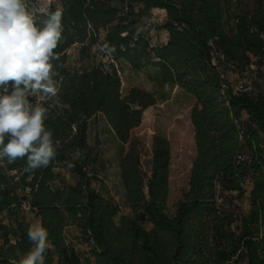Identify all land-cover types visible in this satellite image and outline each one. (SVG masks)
<instances>
[{"label":"trees","instance_id":"obj_1","mask_svg":"<svg viewBox=\"0 0 264 264\" xmlns=\"http://www.w3.org/2000/svg\"><path fill=\"white\" fill-rule=\"evenodd\" d=\"M59 1L61 7L45 15L37 11L38 0H26L38 24L62 13L59 60L53 61L57 95L28 97L47 109L45 125L53 132L56 155L34 172L25 171L26 158L0 162V264H18L33 247L28 212L49 233L46 264H80L71 255L70 226L90 249L82 264H264V92H235L226 75V66L241 74L255 61L264 68V0ZM155 9L166 14L164 44L154 45L146 30ZM74 45L79 67L68 61ZM94 47L134 70L153 67L161 85H177L195 100L196 156L173 214L166 207L169 141L154 137L146 175L131 140L144 111L158 99L137 87L124 94L114 65L91 61ZM99 114L119 142L130 143L120 164L129 213L92 186L89 167L97 159L88 128ZM60 165L72 183L60 181ZM222 190L247 194L248 208L225 207L219 202Z\"/></svg>","mask_w":264,"mask_h":264},{"label":"rangeland","instance_id":"obj_2","mask_svg":"<svg viewBox=\"0 0 264 264\" xmlns=\"http://www.w3.org/2000/svg\"><path fill=\"white\" fill-rule=\"evenodd\" d=\"M118 4L125 6L123 1L118 2ZM36 6L39 13L48 15L52 6L61 7V3L59 0H38ZM165 15L163 10H153L152 18L146 25V30L154 45L164 44L168 40V33L161 27ZM67 54L72 67L81 65L78 45L69 48ZM92 55L95 57H92L91 61H102L105 64L111 63L114 65L121 78L124 94L128 90L137 87L156 95L157 103L144 111L142 123L132 131L131 140L138 144L143 171L146 175H149L151 168L154 137H164L169 141L171 159L169 195L166 207L168 213L173 214L178 202L188 188L190 172L196 156L195 133L191 122L192 109L195 106L194 98L177 85H161L153 67L134 70L125 60L114 61L110 56L98 53L97 47L93 48ZM226 75L235 88L250 86V89L246 92L253 96L264 92V68L257 61L244 74L239 73L231 66H226ZM41 97L42 95L38 96L39 99ZM88 141L97 159L89 167V171L95 175L92 179V186L101 190L104 194L116 198L122 205L124 212L129 213L123 199L124 190L120 164L122 158L130 149V143L123 145L119 142L101 114L93 117L89 122ZM58 171L62 183L73 182L68 170L63 165L59 166ZM249 185V181H247L244 187L249 189ZM219 199L225 207H233L236 204L243 211L248 208L247 194L238 197L237 193L222 190ZM27 217L31 224L39 222L32 212H28ZM67 239L73 245L71 255L80 264L83 263L85 256L91 257L89 247L81 240L75 226H70L67 229ZM1 245L2 239L0 237V247Z\"/></svg>","mask_w":264,"mask_h":264},{"label":"clouds","instance_id":"obj_3","mask_svg":"<svg viewBox=\"0 0 264 264\" xmlns=\"http://www.w3.org/2000/svg\"><path fill=\"white\" fill-rule=\"evenodd\" d=\"M62 32L60 11L38 24L26 0H0V162L11 165L26 158L25 171L34 172L55 158L53 132L45 125L47 109L33 106L28 97L57 95L53 61L59 60L55 50ZM27 237L33 247L18 264H46L48 231L36 222Z\"/></svg>","mask_w":264,"mask_h":264},{"label":"built area","instance_id":"obj_4","mask_svg":"<svg viewBox=\"0 0 264 264\" xmlns=\"http://www.w3.org/2000/svg\"><path fill=\"white\" fill-rule=\"evenodd\" d=\"M252 67V66H251ZM250 89V86H246V87H244V88H239V87H237V88H235V92H246V91H248ZM239 160L240 161H243L244 160V157H239ZM219 202H220V199H219Z\"/></svg>","mask_w":264,"mask_h":264},{"label":"crops","instance_id":"obj_5","mask_svg":"<svg viewBox=\"0 0 264 264\" xmlns=\"http://www.w3.org/2000/svg\"><path fill=\"white\" fill-rule=\"evenodd\" d=\"M165 12V11H164Z\"/></svg>","mask_w":264,"mask_h":264}]
</instances>
